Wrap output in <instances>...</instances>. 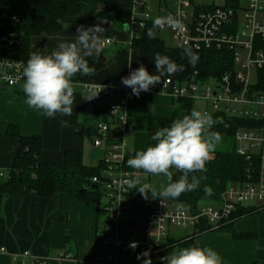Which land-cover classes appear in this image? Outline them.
Instances as JSON below:
<instances>
[{
  "label": "built area",
  "instance_id": "2783aa9c",
  "mask_svg": "<svg viewBox=\"0 0 264 264\" xmlns=\"http://www.w3.org/2000/svg\"><path fill=\"white\" fill-rule=\"evenodd\" d=\"M202 1L172 0L170 9L168 0H158L157 8L151 0H133L132 20L143 29L152 25L155 17L171 15L182 21L184 29L165 26L159 31H170L183 48L232 54L234 69L222 77L207 81L198 77V81L186 84L169 78L163 89L176 101L187 98L205 104L201 112L212 118L226 115L250 121L247 128L236 134L237 154L251 167L257 161L259 171L255 174L250 168L247 183L228 187L221 202L204 205L196 213L172 209L174 203L169 199H146L128 185L129 180L139 179L142 173L127 165L126 142L131 130L127 98L119 96V88L82 84L85 94H97L111 101L109 113L115 117L114 125L104 122L97 127L93 142L94 149L104 153L100 174L91 180V189L97 186L95 191L101 197L99 209L105 221L100 238L102 257L82 264H143L146 259L151 264H167L163 258L181 248V241L187 237L175 236L173 228L196 230L206 223L217 231L231 221L239 208L264 205V94L253 90V78L258 80L259 73L264 72V0ZM137 8L145 11L143 16H136ZM12 22H19L18 17L0 13V89L24 93L26 62L11 55L19 41V34L9 27ZM111 43L107 40L102 46ZM8 175L6 171L0 172L1 178ZM145 252L147 256L143 255Z\"/></svg>",
  "mask_w": 264,
  "mask_h": 264
},
{
  "label": "crops",
  "instance_id": "0c3cea01",
  "mask_svg": "<svg viewBox=\"0 0 264 264\" xmlns=\"http://www.w3.org/2000/svg\"><path fill=\"white\" fill-rule=\"evenodd\" d=\"M119 1L130 7L133 2ZM152 3L155 8L159 5L158 0ZM100 10V5L89 3L80 15L64 23L60 33L43 34L31 39L29 56L33 52L50 54L60 42L75 41L77 28L81 25L87 28L99 24L105 29L98 55L87 58L89 65L95 68V74H77L73 78L76 84L71 116L57 113L55 118L46 117L41 111L29 108L24 93L14 90L0 92V172L9 173L13 155L19 147V139L7 135L9 128L14 126L22 136L43 137L41 160L44 163L59 164L67 151H81L86 166H101L104 153L95 150L93 142L101 123L115 124V117L109 113L112 102L98 96L86 99L93 95L83 92L84 83L119 88V96L127 98L131 122L126 142L128 157L153 143L151 138L156 131H146L141 127V120L171 119L178 100L163 89L169 77L162 78L161 83L141 92L139 96L133 95L132 89L122 84V78L141 64L150 74H157L155 62L140 58L132 48L130 32L109 21L95 18ZM107 40L112 43L102 46ZM170 78H174V75ZM64 121L66 124L62 123ZM8 177H0V250L5 249L4 253L0 252V264H82L101 259L102 216L97 203L72 201L65 193L41 199L25 189L6 197L2 184ZM247 209L259 214L238 219L234 223V234L243 235L244 238H237L228 231L220 235L205 234V237L197 235L193 239L194 244L199 247L211 244L223 264H264V205ZM194 231L186 235L189 237L187 239Z\"/></svg>",
  "mask_w": 264,
  "mask_h": 264
},
{
  "label": "trees",
  "instance_id": "16d2710c",
  "mask_svg": "<svg viewBox=\"0 0 264 264\" xmlns=\"http://www.w3.org/2000/svg\"><path fill=\"white\" fill-rule=\"evenodd\" d=\"M89 3L101 6V10L95 18L109 21L122 28L129 27V32L133 36L132 48L138 52L142 60L155 62L153 57L156 53H160L168 56L178 65H183L184 70L174 75V80L180 84L198 81V77L201 81L220 78L234 69L235 63L232 54L224 50L203 52L193 50L199 57L198 62L195 66L188 64V60L184 56L185 48H167L159 38V29H156V38L150 39L147 36V30L152 25L149 24L143 29L139 28L132 20V8L120 3L119 0H0V13L7 12L19 19V22H12L9 25L11 30L19 34V41L11 51V55L27 62L32 38L43 34L60 33L64 23L68 19L80 15ZM257 81L253 90L264 94V72L259 73ZM192 110H195L194 101L187 98L179 99L171 119L141 120V127L148 132L157 131L170 126L173 120L190 114ZM213 121L215 123L210 130L219 133L221 139L215 147L212 159L206 164L207 171L190 174L200 179L199 187L194 191L185 192L177 199H169L192 213L198 212L205 203L220 201L222 194L226 192L228 187L247 183L249 181L247 171L250 168L254 170L255 174L259 171L257 161H254L255 165L251 167L250 162L237 154L236 134L239 130L247 128L251 122L243 118L226 115H217ZM7 135L18 138L19 147L13 155L9 177L2 184L6 197H11L21 189H25L41 199H50L57 194L65 193L72 201L94 202L100 206L101 197L98 191L91 189V180L100 174L101 166L98 168L86 166L83 163L81 151H67L59 164L44 163L41 160L42 136H22L16 126L10 127ZM173 172L172 179L175 181L181 173ZM205 187L212 188L213 194L211 196L206 195ZM247 213V208L242 207L234 213L232 218ZM99 214L103 216L101 211ZM209 229L210 227L206 223L198 226L190 239L186 237L181 241L180 247L196 246L194 237ZM226 230L234 234L233 226ZM218 232H221V229ZM234 236L237 238L245 237L237 234Z\"/></svg>",
  "mask_w": 264,
  "mask_h": 264
},
{
  "label": "clouds",
  "instance_id": "9594fccd",
  "mask_svg": "<svg viewBox=\"0 0 264 264\" xmlns=\"http://www.w3.org/2000/svg\"><path fill=\"white\" fill-rule=\"evenodd\" d=\"M165 26L174 30L184 29L182 21L171 15L157 16L152 27L147 30V36L155 39L156 29H163ZM104 30L99 24L87 28L81 25L77 28L75 41L60 42L50 54L31 53L23 68L22 86L25 103L29 108L41 111L49 118H55L57 113L63 116L73 114V78L77 74H95V68L89 65L87 58L98 55ZM184 56L192 66H195L199 59L191 48L184 49ZM153 60L157 74H150L141 64L122 78V84L131 88L133 95L139 96L141 92L161 83L162 78H170L184 70L183 65H178L160 53H156ZM96 95L86 99H92ZM62 123L66 124V121ZM214 123L210 114L192 110L190 114L173 120L170 126L158 129L151 138L153 143L130 156L127 165L146 175H163L168 183L157 191L152 183L133 179L128 181L129 187L136 189L146 199L151 194L154 198H161L162 202L177 199L185 192L196 190L200 179L190 174L207 171L206 164L212 159L215 147L221 139L219 133L210 130ZM173 170L181 173L175 181L172 179ZM204 191L208 196L213 194L211 187H205ZM143 255L147 256L148 253ZM163 259L167 264H223L216 251L199 246L181 248ZM143 264H151V260L146 259Z\"/></svg>",
  "mask_w": 264,
  "mask_h": 264
},
{
  "label": "rangeland",
  "instance_id": "374dc122",
  "mask_svg": "<svg viewBox=\"0 0 264 264\" xmlns=\"http://www.w3.org/2000/svg\"><path fill=\"white\" fill-rule=\"evenodd\" d=\"M152 1H154V0H152ZM200 1H202V0H200ZM202 2H204L205 3V1H202ZM154 3V2H153ZM243 3H246V0H244L243 1ZM154 5V4H153ZM168 7L170 8V9H172L173 8V6H172V0H168ZM144 13H145V11L144 10H142V9H140V8H137L136 9V16L137 17H141V16H143L144 15ZM155 14V13H154ZM159 38L165 43V45H166V47L167 48H169V49H178V48H183L182 46H181V44L174 38V35L170 32V31H167V30H165V31H160L159 32ZM256 81H257V79L254 77L253 78V84H255L256 83ZM258 82V81H257ZM12 90L13 89H0V92H5V91H10V92H12ZM15 91V90H14ZM205 104H203V103H197V105H196V110L197 111H201L202 109H204L205 108ZM225 149H227V147H225ZM175 171V170H174ZM139 180L141 181V182H147V183H152L155 187H156V190L157 191H159V190H161V188H162V186H165L167 183H168V180H167V178L166 177H164L163 175H161V176H152V175H146V174H142L141 175V177L139 178ZM225 194V192L222 194V196H221V200H222V197H223V195ZM149 198H151V199H154V197H152L151 195H150V197ZM155 198H159V197H155ZM221 200L220 201H217V202H209V203H205L204 205H215V204H218L219 202H221ZM171 208L172 209H181L182 208V206H180V205H178V204H174L173 206H171ZM250 210V209H249ZM248 209H247V211H248V213L247 214H245V215H242V216H235L234 218H232V220L229 222V223H226L225 225H223L220 229H221V232H218L219 230H217V231H212L211 229L210 230H208V231H206L205 233H203V234H200V235H198V236H201V235H203V237H205L204 235L206 234V235H209V236H211V235H220V234H222V233H224V232H228L226 229L228 228V227H231V226H233L234 225V223L236 222V220H238V219H241V218H244V217H250V216H254V215H258L259 213H258V211H249ZM101 221H100V226H101V230H100V235H103V232H104V225H105V221H104V217L102 216L101 217V219H100ZM194 230L193 229H188V230H182V229H179V228H173L172 229V233L175 235V236H177V237H180V236H186V235H189V234H191L192 232H193ZM199 239V238H198ZM205 247H208V248H212L214 251H216L215 249H214V247L210 244V245H204ZM181 248H184V247H181ZM181 248H179V249H181ZM100 249H103L102 247H100ZM179 249H175V251H177V250H179Z\"/></svg>",
  "mask_w": 264,
  "mask_h": 264
},
{
  "label": "water",
  "instance_id": "95a60500",
  "mask_svg": "<svg viewBox=\"0 0 264 264\" xmlns=\"http://www.w3.org/2000/svg\"><path fill=\"white\" fill-rule=\"evenodd\" d=\"M124 29H125L127 32H129V27H128V26H126ZM95 189H97V186H93V190H95Z\"/></svg>",
  "mask_w": 264,
  "mask_h": 264
}]
</instances>
